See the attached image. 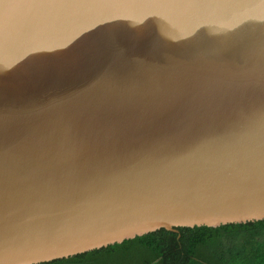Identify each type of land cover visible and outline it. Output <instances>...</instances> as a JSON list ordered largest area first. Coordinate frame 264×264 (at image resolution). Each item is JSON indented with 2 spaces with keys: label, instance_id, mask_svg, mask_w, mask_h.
Wrapping results in <instances>:
<instances>
[{
  "label": "water",
  "instance_id": "obj_1",
  "mask_svg": "<svg viewBox=\"0 0 264 264\" xmlns=\"http://www.w3.org/2000/svg\"><path fill=\"white\" fill-rule=\"evenodd\" d=\"M264 220V0H0V264Z\"/></svg>",
  "mask_w": 264,
  "mask_h": 264
},
{
  "label": "trees",
  "instance_id": "obj_2",
  "mask_svg": "<svg viewBox=\"0 0 264 264\" xmlns=\"http://www.w3.org/2000/svg\"><path fill=\"white\" fill-rule=\"evenodd\" d=\"M37 264H264V220L162 228Z\"/></svg>",
  "mask_w": 264,
  "mask_h": 264
}]
</instances>
